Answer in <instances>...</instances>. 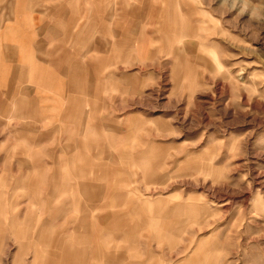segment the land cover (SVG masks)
I'll use <instances>...</instances> for the list:
<instances>
[{"label": "rangeland", "instance_id": "obj_1", "mask_svg": "<svg viewBox=\"0 0 264 264\" xmlns=\"http://www.w3.org/2000/svg\"><path fill=\"white\" fill-rule=\"evenodd\" d=\"M70 3L76 33L104 31L54 32L53 66L0 90V264H33L41 231L83 233L85 208L122 264H264V0H43L34 20ZM18 8L0 0V32ZM58 54L73 78L49 76Z\"/></svg>", "mask_w": 264, "mask_h": 264}, {"label": "crops", "instance_id": "obj_2", "mask_svg": "<svg viewBox=\"0 0 264 264\" xmlns=\"http://www.w3.org/2000/svg\"><path fill=\"white\" fill-rule=\"evenodd\" d=\"M18 3V15L20 16L17 21L18 27L7 29L4 33L0 32V40L4 42V48H2L6 52V57L10 60V62H14L15 64V66H1L0 75H3L4 77H1L2 82H0V90H15L13 84L14 76V78L21 80L20 84L24 86L22 82L25 81V84L29 82L26 78L27 71H29L32 76H34L36 73L40 75L47 72L50 66H53V62H49V64L51 63L50 65L45 62L43 65L40 64V59L37 57V52L41 49L43 42L50 41V37L54 32H62L58 40L54 41H57L58 43L68 42V45L71 44V46L75 48L76 46L83 47L92 45V43L86 42L91 38L92 31L97 29L104 31L102 26L103 22H100L99 24L93 22L87 23L86 26L81 27L78 33L75 32L77 29V19L75 15L81 13H77V11L81 9L77 8V6H79L77 3H75L74 8H72V3H70L67 4L66 7L61 6L50 11L52 15L51 18L54 19V22L48 25H45L43 21L36 22L33 16V14H35L34 8L40 6V4L43 3V0H28L27 3L22 0H18ZM27 16L30 17V20L27 18ZM145 18L147 21L150 20V16L143 17L142 19ZM104 19V22H107V12ZM30 22L31 24H29ZM117 26L120 32L125 33L123 40H127L129 45H132L131 42L136 40L133 37H135V34L137 33L134 27L129 28L123 26L122 24ZM45 30L46 35H44ZM141 38L142 42L149 40L143 35H141ZM135 46L144 47V45L139 44V42ZM57 59L59 60L57 61L55 72L51 73L54 75L49 76L60 77L65 75V77L73 78L75 76V71L78 68L77 65L80 66L81 63L79 61H75L74 56L70 54L67 55V58L66 56L63 58V54H58ZM51 71L53 70H49V72ZM24 76L25 79H23ZM65 86V82L61 80L58 81V88H63ZM40 167L41 166H39V169ZM88 188L89 187L87 186H83V190L87 192L89 191ZM98 192L99 190L95 189L92 195L91 192L89 193L92 201L97 202L96 200L100 198ZM89 208L94 210L97 207L92 205ZM59 212L64 215L66 210L61 209ZM85 214L86 215L80 221V229H82V227L85 229L83 233H78L76 230L64 231L63 233L58 234L56 237H52L49 232L48 235L47 232L41 231L35 244L36 249L33 264H122L120 255L117 252L109 251L108 245L104 240V232H102L104 229L102 227L94 226L90 231L89 226L91 222V216L86 213V208ZM44 245L52 248L54 252L49 251L48 253V251L45 252L41 250V246ZM78 246H82L83 249H79ZM80 250L83 251L80 253ZM131 264H146V262H137Z\"/></svg>", "mask_w": 264, "mask_h": 264}]
</instances>
